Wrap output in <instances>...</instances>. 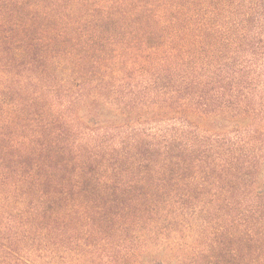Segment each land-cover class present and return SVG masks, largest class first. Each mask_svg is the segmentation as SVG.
Wrapping results in <instances>:
<instances>
[{"label":"trees","instance_id":"1","mask_svg":"<svg viewBox=\"0 0 264 264\" xmlns=\"http://www.w3.org/2000/svg\"><path fill=\"white\" fill-rule=\"evenodd\" d=\"M0 264H264V0H0Z\"/></svg>","mask_w":264,"mask_h":264}]
</instances>
